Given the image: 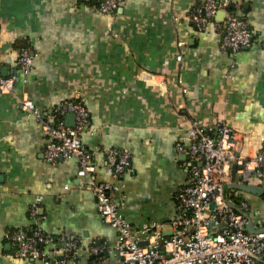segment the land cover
<instances>
[{"label":"crops","instance_id":"1","mask_svg":"<svg viewBox=\"0 0 264 264\" xmlns=\"http://www.w3.org/2000/svg\"><path fill=\"white\" fill-rule=\"evenodd\" d=\"M202 1L124 0L105 14L81 0H0V72L16 79L13 93L0 92V264H44L17 257L5 238L35 227L55 239L79 238L71 264H118L113 252L90 251L93 244L112 248L118 238L98 212L99 181L122 185L116 201L135 229L154 221L170 228L176 193L189 176L179 137L195 119L210 133L222 119L254 135L248 146L256 152L264 134V0H229L254 38L238 53L221 48L223 11L206 28L184 19ZM23 45L34 55L27 75L19 64ZM25 94L51 122L54 107L85 99L90 126L82 138L93 153L92 176L79 174L75 157L45 159L49 137L22 110ZM70 114L67 124L75 122ZM109 149L131 154L121 178L106 171ZM226 190L235 203H248L253 229H263L264 179L244 183L234 165ZM38 195L42 219L30 213Z\"/></svg>","mask_w":264,"mask_h":264},{"label":"built area","instance_id":"2","mask_svg":"<svg viewBox=\"0 0 264 264\" xmlns=\"http://www.w3.org/2000/svg\"><path fill=\"white\" fill-rule=\"evenodd\" d=\"M124 0H81L95 2L101 13L116 12ZM229 0H203L184 16L195 25L206 28L218 11L225 13L221 28V48L238 53L252 45L254 38L248 22L230 11ZM33 50L29 45L19 48L21 71L27 75L33 64ZM181 59V56H179ZM27 81V78H24ZM15 77L0 72V92L15 91ZM187 92L186 88H183ZM21 108L27 117L43 123L49 140L44 157L49 162L75 157L81 176H92L96 171L93 153L83 143V133L90 126V115L85 99L68 100L53 108V121L47 120L25 94ZM69 113L75 115V125L67 124ZM249 133H242L222 119L215 123L214 133L198 119L179 137L178 150L189 159V176L176 193V216L166 229L159 221L144 223L135 229L124 216L116 201L122 185L109 180L94 183L97 209L103 221L116 230L118 238L112 248L93 244L91 253L113 252L118 264H264V231L251 232L249 205L235 203L226 186L230 183L232 166L240 181L250 183L264 179V134H258V147L252 154ZM189 140V144L186 141ZM106 171L113 178H121L131 169V154L127 149L106 152ZM43 196L35 197L31 215L42 219L40 205ZM233 203L238 208L232 206ZM261 230V229H259ZM170 232V235H166ZM5 238L15 245V255L26 259H41L44 264H71L79 258V238L62 239L45 234L39 227L32 232L14 229ZM52 251L46 245L55 243ZM60 242V244L57 243ZM61 254V258H59Z\"/></svg>","mask_w":264,"mask_h":264},{"label":"water","instance_id":"3","mask_svg":"<svg viewBox=\"0 0 264 264\" xmlns=\"http://www.w3.org/2000/svg\"><path fill=\"white\" fill-rule=\"evenodd\" d=\"M222 15H223V13H221ZM70 115H72V117H74V115L73 114H70ZM70 126H74L75 125V122L74 123H70L69 124ZM187 143L189 144V140L187 141ZM232 204V206H234L235 208H238L236 205H234L233 203H231ZM248 230L249 231H251V232H263L264 231V228L263 229H261V230H256V229H253V227H252V223L251 222H249V224H248ZM166 235H170L171 233L170 232H166L165 233ZM62 256H59V258H61Z\"/></svg>","mask_w":264,"mask_h":264},{"label":"trees","instance_id":"4","mask_svg":"<svg viewBox=\"0 0 264 264\" xmlns=\"http://www.w3.org/2000/svg\"><path fill=\"white\" fill-rule=\"evenodd\" d=\"M29 232H32V231H29Z\"/></svg>","mask_w":264,"mask_h":264}]
</instances>
